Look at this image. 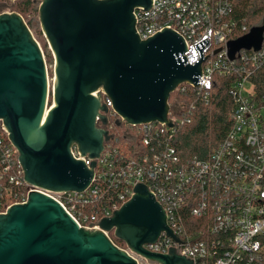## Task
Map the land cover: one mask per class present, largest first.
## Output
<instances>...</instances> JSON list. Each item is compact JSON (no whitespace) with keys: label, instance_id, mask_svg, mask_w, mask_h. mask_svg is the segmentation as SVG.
<instances>
[{"label":"water","instance_id":"water-1","mask_svg":"<svg viewBox=\"0 0 264 264\" xmlns=\"http://www.w3.org/2000/svg\"><path fill=\"white\" fill-rule=\"evenodd\" d=\"M153 1L41 0V31L54 59L51 90L45 55L24 18L0 14V121L27 184L51 192L91 187L96 159L113 138L101 92L112 103L118 128L177 124L168 114L170 97L183 83L198 86L209 40L195 45L200 58L190 65L176 32L165 28L142 38L134 13L150 9ZM263 42L264 27H253L228 42L229 57L258 51ZM74 146L90 167L73 156ZM134 192L100 222L101 230L80 228L58 202L30 192L25 203L0 214V264H138L104 231H114L152 262L194 264L174 249L163 255L143 248L163 231L180 240L147 186L138 184Z\"/></svg>","mask_w":264,"mask_h":264},{"label":"built area","instance_id":"built-area-1","mask_svg":"<svg viewBox=\"0 0 264 264\" xmlns=\"http://www.w3.org/2000/svg\"><path fill=\"white\" fill-rule=\"evenodd\" d=\"M234 4L235 0H154L150 9L134 13L142 38L165 28L176 32L185 43L183 56L190 65L200 58L195 45L209 40L203 48L204 58L209 56L201 61L198 86L183 83L175 92L194 89L209 104L215 77H230L232 125L207 157L178 156L173 141L184 120L175 108L170 106L168 113L177 122L171 127L123 123L118 128L112 103L101 92L113 138L104 143L91 187L83 192H51L27 184L18 152L0 121V214L25 203L36 190L58 202L80 228L101 230L100 222L129 201L138 184H145L180 240L163 231L155 243L143 246L146 251L166 255L174 249L194 264H264V94L258 95L252 80L264 72V42L258 51L241 50L229 57L228 42L250 31L234 18ZM177 109L182 112L184 107L180 104ZM116 128L124 130L119 134L121 146ZM72 153L90 167L91 160L75 146ZM109 191L114 195L105 200ZM104 233L138 264H159L126 244H116L114 231Z\"/></svg>","mask_w":264,"mask_h":264},{"label":"trees","instance_id":"trees-1","mask_svg":"<svg viewBox=\"0 0 264 264\" xmlns=\"http://www.w3.org/2000/svg\"><path fill=\"white\" fill-rule=\"evenodd\" d=\"M41 0H17L12 6V11L20 14L27 23L30 30L35 28L33 17L38 12ZM234 18L245 23L249 29L253 27H264V0H235ZM36 32V35H35ZM33 33L41 42L42 32L36 28ZM47 43L42 41L43 50L47 49ZM45 52V51H44ZM47 62L53 61L51 53L45 55ZM256 84L258 95L264 94V72L252 79ZM231 79L227 76H216L212 90V100L205 104L194 89L184 92H174L170 102L176 108L177 116L183 119V125L179 128L173 145L178 156L185 160L193 156L199 158L207 157L208 153L218 145L227 135L232 122L230 112L234 105V98L230 94ZM182 105L184 110L179 112L177 105ZM123 136H119V141ZM114 192H107V198ZM116 244L123 246L124 243L113 237ZM264 248V235L261 238Z\"/></svg>","mask_w":264,"mask_h":264},{"label":"rangeland","instance_id":"rangeland-1","mask_svg":"<svg viewBox=\"0 0 264 264\" xmlns=\"http://www.w3.org/2000/svg\"><path fill=\"white\" fill-rule=\"evenodd\" d=\"M15 3V1H11V0H0V14H2V13H13L14 11H12L13 9H12V6H13V4ZM37 8H39V6L37 7ZM38 10V9H37ZM33 20H34V25H35V28L33 29V31H32V33H34L35 32V30H36V28H38V29H40V31H41V26H40V20H39V12H37V14L36 15H34V17H33ZM42 32V31H41ZM34 35V34H33ZM35 35H36V32H35ZM35 37V39H36V36H34ZM37 40V39H36ZM40 40H41V42H39L38 40V43L40 44V46H41V48H42V41H44V42H46L47 43V41H46V39H45V37H44V35H43V33H42V38H40ZM47 45H48V43H47ZM48 47V46H47ZM42 51H43V53H44V55H48L49 53H51V51H50V49H49V47L47 48V49H45V50H43V48H42ZM45 51V52H44ZM52 54V53H51ZM45 61H46V64H47V69H48V77H49V85H50V90L52 89V86H53V80H54V72H53V68H54V59H53V61H51V62H47V59H46V57H45ZM170 100H171V98H170ZM170 100H169V105L171 106V107H173L171 104H173V103H171L170 102ZM52 101V98H51V96H50V104L52 103L51 102ZM175 110H176V108H175ZM111 118L112 119H114L113 118V116H111ZM114 132L115 133H117V136H119V134H122L123 132H124V130L123 131H121V129H118V128H116L115 130H114ZM123 144V141L121 140V141H119L118 142V145H122Z\"/></svg>","mask_w":264,"mask_h":264},{"label":"flooded vegetation","instance_id":"flooded-vegetation-1","mask_svg":"<svg viewBox=\"0 0 264 264\" xmlns=\"http://www.w3.org/2000/svg\"><path fill=\"white\" fill-rule=\"evenodd\" d=\"M123 127V126H122Z\"/></svg>","mask_w":264,"mask_h":264}]
</instances>
